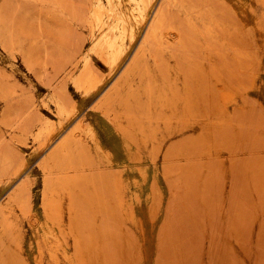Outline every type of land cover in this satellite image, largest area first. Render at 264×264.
Wrapping results in <instances>:
<instances>
[{"label": "rangeland", "instance_id": "1", "mask_svg": "<svg viewBox=\"0 0 264 264\" xmlns=\"http://www.w3.org/2000/svg\"><path fill=\"white\" fill-rule=\"evenodd\" d=\"M0 264H264V0H0Z\"/></svg>", "mask_w": 264, "mask_h": 264}]
</instances>
